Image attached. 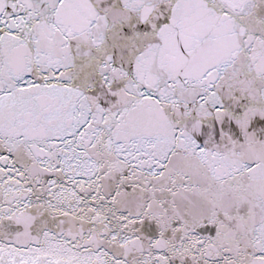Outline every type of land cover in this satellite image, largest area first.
Instances as JSON below:
<instances>
[{
    "label": "snow or ice",
    "instance_id": "1",
    "mask_svg": "<svg viewBox=\"0 0 264 264\" xmlns=\"http://www.w3.org/2000/svg\"><path fill=\"white\" fill-rule=\"evenodd\" d=\"M0 264H264V0H0Z\"/></svg>",
    "mask_w": 264,
    "mask_h": 264
}]
</instances>
